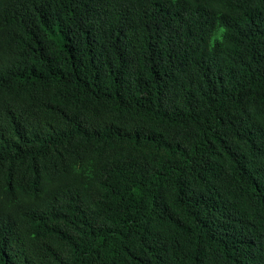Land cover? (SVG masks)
<instances>
[{"label":"trees","instance_id":"obj_1","mask_svg":"<svg viewBox=\"0 0 264 264\" xmlns=\"http://www.w3.org/2000/svg\"><path fill=\"white\" fill-rule=\"evenodd\" d=\"M0 264H264V0H0Z\"/></svg>","mask_w":264,"mask_h":264}]
</instances>
